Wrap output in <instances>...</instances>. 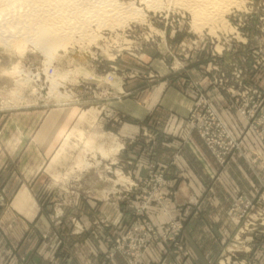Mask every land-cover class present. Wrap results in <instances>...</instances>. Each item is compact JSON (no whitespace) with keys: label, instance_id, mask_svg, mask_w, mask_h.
<instances>
[{"label":"rangeland","instance_id":"1","mask_svg":"<svg viewBox=\"0 0 264 264\" xmlns=\"http://www.w3.org/2000/svg\"><path fill=\"white\" fill-rule=\"evenodd\" d=\"M71 1H79L78 15L82 16L84 0ZM85 1L94 7L96 17L111 7L118 10L114 25L109 27L101 16L95 17L102 25L75 31L72 41L60 38L55 49L46 54L36 47L29 30L39 10L37 3L26 2L28 6L23 4L21 9L12 6L13 1L6 7L0 0V6L11 13L20 10L14 17L7 15L10 11L1 13L3 6L0 9V209L9 208L17 190L26 185L36 205L54 224L58 212L65 210L73 226L72 212L81 197L94 196L100 203L129 199L135 204L134 221L122 232L105 237V260L121 256L128 264L134 258L139 264L156 240L165 246L166 256L189 257L180 241L184 218L179 217L180 211L176 214L170 209L174 194L166 188L163 172L149 171L142 180L132 179L129 167L134 151L128 149L130 139L123 137V130L126 125L152 130L153 116L140 123L130 112L140 108V83L156 80L184 91L192 106L198 102L201 107L207 101L237 146L223 165L219 162L223 158L209 153L197 130L205 127L204 121L211 122L206 110L193 120L188 113L185 122L219 167L233 155L241 157L248 134L264 151V87L255 90L251 86L255 76L258 80L264 75V0H233L234 6L222 19L209 22L194 20L176 0ZM126 8H132L131 13L123 14ZM8 23L17 28L14 40L8 39ZM2 39L13 46H4ZM206 88L228 97L230 107L244 122L238 136H233L218 116L205 95ZM200 116L204 121H198ZM258 163L253 198L240 196L228 206L235 232L225 234L230 249L216 264H252V256L238 260V254L249 255L254 238L264 237V200L259 197L264 192V159ZM151 204L158 205L167 217L160 229L144 217ZM100 219L97 223L103 225ZM172 223L176 229L169 231ZM169 234L173 241L163 239ZM146 239L151 240L149 246L141 242ZM232 244L241 246L235 249ZM133 247L139 256L130 258L127 251ZM8 264L24 263L13 260Z\"/></svg>","mask_w":264,"mask_h":264},{"label":"crops","instance_id":"2","mask_svg":"<svg viewBox=\"0 0 264 264\" xmlns=\"http://www.w3.org/2000/svg\"><path fill=\"white\" fill-rule=\"evenodd\" d=\"M251 84L255 90L264 87V75L258 80L255 76ZM140 95V108L132 109L130 116L140 123L153 116L154 126L139 131L126 125L123 130V137L130 139L128 149L134 151L129 167L132 179L142 180L149 171L163 172L164 184L174 194L170 209L176 214L180 211L179 217L184 218L180 241L189 257L166 256L165 246L156 240L139 264H216L230 249L225 234L235 232L228 206L240 196L253 198L255 170L264 151L248 134L241 157L233 155L219 167L185 122L192 100L184 91L153 80L140 83ZM205 95L232 135L238 136L244 122L230 107L228 97L213 88H206ZM9 205L0 209V264L13 260L24 264H128L121 256L104 259L105 237L122 232L134 221L132 200L118 203L112 198L100 203L94 196L81 197L72 212L73 226L65 210L58 212L59 224H54L36 205L26 185L17 190ZM144 217L155 229L167 222L156 204L146 208ZM247 244L251 247L249 239ZM232 247L237 248L235 244ZM247 256L248 260L253 257L252 264H264V237L254 238L253 251L237 258Z\"/></svg>","mask_w":264,"mask_h":264},{"label":"bare ground","instance_id":"3","mask_svg":"<svg viewBox=\"0 0 264 264\" xmlns=\"http://www.w3.org/2000/svg\"><path fill=\"white\" fill-rule=\"evenodd\" d=\"M12 1H13L12 6H16L17 8H19L21 5L23 6V4L24 5L30 4V2L32 4L37 3V4H34V5H37L39 7V10H37L35 15L33 16L34 17L33 18L34 22H33V25L30 24L31 27H29L30 28L29 30H31L32 33H33V35H31L33 37V39L32 38L31 39L37 45L36 47H38L39 50L44 51V53H46V54H49V52H51L52 50L55 49L54 47L57 46L58 41H59L60 38L62 39V37H66V38L70 39V38H72L74 36L75 31H77V32L78 31H82V30L85 29L84 27H86V26L89 27L90 25L92 26V24H93L94 26L96 25L97 27H99L100 25H102V23H106V25H109V27L114 25V23L116 22L115 21L116 20L115 17L117 15V13L119 12L118 10H115L112 7H111V9H109L107 11H105V10L101 11L100 12L101 14L97 15V16L98 17L101 16V18L104 19V20H102L104 22H102V23L100 22L99 23V21L96 20V18H98V17L95 16L96 14H95V12L93 10L94 7L90 3L85 1V0L82 2L83 6H84V10H83L84 14L82 13L83 14L82 16L80 14H79L80 16L78 15V12L80 10H77V8H78L77 7V3L79 1L76 4L74 2V4L76 5L74 7V4H72L71 0H29V2L27 0H11V1L8 0L7 2L1 0L2 3L5 2L4 5H6V7L11 6L10 3ZM176 1L175 2L178 3V5L180 7H183L184 9H186L192 15L194 20H196V21H205V22H209L211 20H217V19H218L217 21H219V19H222L224 14L226 12H228V10L230 8L232 9V7L234 6L233 0H176ZM26 2H27V4H25ZM94 4L95 3L93 2V5ZM173 4H174V2H173ZM2 6H0V9H1ZM2 8L3 9H1V10L3 12L0 10L1 13H5L6 11H10V9L5 8V6H3ZM11 8H14V7H11ZM17 8H16V12H17V10H19ZM14 10L15 9H13V13H11L12 11H10V12L7 13V15H9L11 13V14H13L12 16H14V15L18 16V15H16V12H14ZM116 11H118V12H116ZM131 11H132V8L131 9L126 8V9H123L122 13L123 14H125V13L127 14V13H131ZM54 13H56V15H54ZM92 13H94V14H92ZM122 13L120 12L119 14L123 15ZM119 14H118V16H119ZM3 15L4 14H2L1 16H3ZM11 18H12L11 20L14 19L13 17H11ZM17 18L15 20L17 21V23H19L20 21H18ZM19 18H21V17H19ZM22 20L24 22V18H22ZM16 21L15 22L11 21V22L12 23H16ZM30 22H32V21H30ZM10 23L7 24L8 26L6 25L7 26L6 27V32L8 34L5 33V35L6 34L8 35V39L10 38L11 40H14V39H16L15 38L16 32L14 33V30H16L17 28L14 29L15 27L13 26L14 27L13 28ZM27 24H28V22H27ZM27 27H28V25H27ZM2 28H3V31H4L5 24H4V26ZM0 29H1V27H0ZM19 29H21V28H19ZM0 31H2V30H0ZM22 31H24V30H22ZM22 33H24V32H22ZM32 33H29V34H32ZM5 35H4V37H5ZM17 35L19 37V34H17ZM0 36H1V34H0ZM27 36H28V34L26 35V37ZM2 37H3V34H2ZM6 38H7V36H6ZM0 39H1V37H0ZM17 40H18V38H17ZM70 40L72 41V39H70ZM8 42H9V40H8ZM2 43H3L4 46H7V47H9L11 45V44L9 45L6 42V40H3V39H2ZM11 46H13V44ZM117 150L118 149H116V148L113 149V151H116V152H117Z\"/></svg>","mask_w":264,"mask_h":264},{"label":"built area","instance_id":"4","mask_svg":"<svg viewBox=\"0 0 264 264\" xmlns=\"http://www.w3.org/2000/svg\"><path fill=\"white\" fill-rule=\"evenodd\" d=\"M204 110H206L207 118H210L211 122L206 123V121L203 120V116L198 117V121H204V124H206V125L203 129H197V130L199 131V135H200L202 141L204 142L205 147L207 148L209 153L215 158L219 159L220 156L223 158L222 161H219L223 165L225 163L226 159L228 158V156H230L229 154L233 150H235L237 148V146L230 139L229 134L226 131V128L221 123L219 118L214 114L213 110L211 109V107L209 106L207 101H204L203 104L201 105V107H200V104L198 102H195L194 106H192L190 108V111H189L190 118H192V120H193L195 117L202 114V112ZM254 114H255V111H253V113L249 116V118H252ZM216 131H217V133H216ZM215 133L217 134V138L213 140ZM263 146H264V144H263ZM263 149H264V147H263ZM129 186H132V185L130 184ZM261 187L264 190V180L261 184ZM149 196L153 197L154 192L149 194ZM259 197L264 200V192ZM248 202H251V201H248ZM237 205L238 204L236 203L234 206L237 207ZM246 206H247V208H250L251 203H247ZM168 229H169V231L175 230L176 229L175 223L170 224ZM163 239L165 241H173L175 238L170 239V234H169L168 236H163ZM141 242H147L146 244L150 245L151 240L148 241V239H146L145 241H141ZM141 242H140V245H141ZM133 251H134V247L130 248L127 251L129 253V255H127V256H130V258H134V255H136V257L139 256V254L137 252L134 254ZM131 261H132L131 262L132 264H135L137 259L134 258V259H131Z\"/></svg>","mask_w":264,"mask_h":264}]
</instances>
